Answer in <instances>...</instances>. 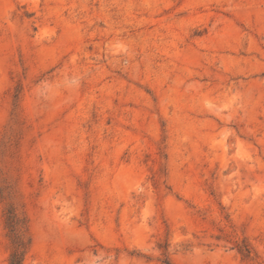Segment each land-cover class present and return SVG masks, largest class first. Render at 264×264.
Segmentation results:
<instances>
[{
  "label": "rangeland",
  "instance_id": "obj_1",
  "mask_svg": "<svg viewBox=\"0 0 264 264\" xmlns=\"http://www.w3.org/2000/svg\"><path fill=\"white\" fill-rule=\"evenodd\" d=\"M18 250L264 264V0H0V264Z\"/></svg>",
  "mask_w": 264,
  "mask_h": 264
},
{
  "label": "trees",
  "instance_id": "obj_2",
  "mask_svg": "<svg viewBox=\"0 0 264 264\" xmlns=\"http://www.w3.org/2000/svg\"><path fill=\"white\" fill-rule=\"evenodd\" d=\"M24 241L22 239H19L18 241V247L20 249L24 248ZM23 255H24V251H16L12 254L11 258H10V263L9 264H22V260H23Z\"/></svg>",
  "mask_w": 264,
  "mask_h": 264
}]
</instances>
